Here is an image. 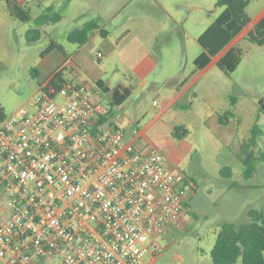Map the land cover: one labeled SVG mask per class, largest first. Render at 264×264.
Masks as SVG:
<instances>
[{
	"label": "rangeland",
	"instance_id": "374dc122",
	"mask_svg": "<svg viewBox=\"0 0 264 264\" xmlns=\"http://www.w3.org/2000/svg\"><path fill=\"white\" fill-rule=\"evenodd\" d=\"M73 1L72 7L81 2ZM99 1L107 6L108 14L115 3H122L120 11L105 26L116 48L104 79L111 87L120 82L129 84L131 94L118 107L109 103V94L101 89L96 100L110 110L112 120L124 130L125 136L139 130L136 149L142 152L157 149L168 165L190 176L195 184L180 222L158 240L154 254L147 253L144 261L146 264H214L210 253L223 222H248L250 208L261 211L264 216V158H257L255 173L244 178L236 155L253 124L258 129L255 149L264 154V114L258 109V101L264 99V45L247 39L237 42L242 58L231 73H224L213 63L218 56L205 69L195 70L193 60L201 51L197 37L223 8L216 6L217 0H162L178 21L155 0ZM4 5L6 9L2 1L0 7ZM49 5L51 12L61 16L73 13V8H65V0H32L28 4L32 18ZM91 10L95 12L90 8L75 21L90 18ZM262 10L264 0L249 1L250 16ZM154 15L158 23L152 27L147 22ZM15 23L11 61L7 68L0 69V109L4 115L21 106L32 108L40 78L34 71L40 70L41 53L50 40L74 45L65 36L73 26L69 18L47 24L45 33L31 43L25 40L17 25L34 26V22L15 19ZM141 26L148 35L145 44L157 57V65L144 83L129 74L120 61V49L127 41L125 36H134ZM98 47L95 45L93 51ZM177 78H186L188 88L176 105V117L170 112L159 115L164 107V95L174 89ZM226 110H231L232 117L217 123V116ZM120 118L122 122L118 121ZM175 124L186 129L180 139L171 135ZM232 264H240V259Z\"/></svg>",
	"mask_w": 264,
	"mask_h": 264
},
{
	"label": "built area",
	"instance_id": "2783aa9c",
	"mask_svg": "<svg viewBox=\"0 0 264 264\" xmlns=\"http://www.w3.org/2000/svg\"><path fill=\"white\" fill-rule=\"evenodd\" d=\"M50 78L0 116V264H146L194 181L106 124L85 83Z\"/></svg>",
	"mask_w": 264,
	"mask_h": 264
},
{
	"label": "trees",
	"instance_id": "16d2710c",
	"mask_svg": "<svg viewBox=\"0 0 264 264\" xmlns=\"http://www.w3.org/2000/svg\"><path fill=\"white\" fill-rule=\"evenodd\" d=\"M2 1L6 4V11L14 19L21 22H34V26H29L25 31V40L29 43L40 38L42 34L39 28L40 25L56 23L62 18L60 14L51 12V5L47 6L39 16L33 19L26 4H21L17 0H0V2ZM249 1L217 0L216 6L223 8L218 16L197 37L201 51L193 60L195 70L205 68L213 58L218 56L213 63L226 74L233 72L241 62L242 50L230 44L243 32L249 42L264 45V12L253 22L254 31L252 26L250 27L251 18L247 13ZM97 29L101 36L108 34L106 29L99 27L96 21L91 20L69 31L66 38L69 42L82 44L88 39L89 34ZM54 48L60 49L61 46L56 41L50 40L41 56ZM65 81L61 70L55 71L50 78L51 84L55 87H60ZM96 84L103 92L111 93L114 105H120L131 94L130 87L122 84H118L113 88L104 85L102 80L97 81ZM258 109L264 114L263 98L258 101ZM231 114V110H226L222 115H218L219 122L223 123L224 119H227ZM3 115L0 109V116ZM185 133L186 129L183 125H175L171 135L180 139ZM257 136V125L253 124L249 136L242 141L236 153L243 167L244 178H249L255 173V160L264 158V154L255 149ZM189 178L192 179L190 176ZM247 214L249 221L246 223L235 224L225 221L220 225L210 253L214 264H232L238 259H240V264H264V216L261 211L255 208L248 209Z\"/></svg>",
	"mask_w": 264,
	"mask_h": 264
},
{
	"label": "crops",
	"instance_id": "0c3cea01",
	"mask_svg": "<svg viewBox=\"0 0 264 264\" xmlns=\"http://www.w3.org/2000/svg\"><path fill=\"white\" fill-rule=\"evenodd\" d=\"M17 1L21 4H26L28 6V4L32 0H17ZM155 1L158 2L163 9L166 10L167 14L174 21H178L176 15L167 8H165L162 0H155ZM73 2H74L73 0H65V8H68V10L73 8L71 9L73 13L68 15V17L67 15H63L61 20L59 21V22L64 21L66 18H69V20H73V24H72L73 26L66 31L65 36L72 29L79 27L83 25L85 22L91 20L96 21L99 27L105 29V26L111 22V19H113V17L122 8V3L117 2L115 3V6L111 11V13L108 14L105 12L107 11V6H104L105 4L100 3V1L98 2V0H81V2H76L77 4L74 5V7H72ZM180 6L182 7V5ZM46 7L47 6H45V8ZM90 8H93L95 10V12L91 10L92 12H90L91 13L90 14L91 16H89L90 18H85L83 21L82 20L75 21V18H77L79 15L86 13ZM0 11H1L0 12V69H4L8 67L11 61V54L14 46L16 23H15V19L11 17L6 11L5 5L0 7ZM262 12H264V10H262L256 16L252 17L249 15L247 11L249 17L251 18V23H253L261 15ZM147 23L153 25L152 27H155V25L158 23L157 17L155 15L149 17ZM251 23H250V27H251ZM29 26L30 25L28 23H25L24 25H17L18 30H20L21 33H23L24 38H25V31ZM46 26L48 25L47 24L40 25L39 28L42 32L45 33ZM111 36L112 35L109 32L106 36H101L97 29L92 31L89 34L88 39L82 44L72 43L68 41L70 44L76 45V47L74 45H64L57 42L61 46V48L60 49L54 48L50 50L47 54L42 56L41 63L39 64L41 71L35 69L34 72L37 75L39 74L40 77L37 82V87L40 83L48 80L52 76V74L57 70L62 71L65 80H70L78 83L81 82L85 83L90 89L91 100L97 105H100L106 111L105 113L106 124L115 125L119 127V125L114 120H112L110 110L107 109L106 107H103L101 105V102L96 100V96H98L99 94V89H101L96 84L97 81L102 80L104 82V85L113 88L104 79V75H106L107 73L108 61L112 57V54L116 48L115 44L113 43V40L111 39ZM147 37L148 35L146 29L141 26L140 29L139 28L137 29L136 34L134 36L131 37H129V35L125 36V38H127V41L123 43L124 45L120 49V61L124 65V68L126 69V71H128L129 74H131L133 77H135L142 83L146 82V78L152 72L154 67L157 65V57L155 56V53L151 48H149L145 44ZM242 39H246L244 32L241 33V35H239L235 39V41H232L230 45L236 46V43ZM95 45H98L99 47L95 51H93V47ZM100 50L102 51L101 52L103 57V58L101 57L102 59L97 58L96 56V53ZM97 60L100 62H97ZM211 63L212 61L208 65H210ZM185 81L186 78L183 79L177 78L174 89L164 95V107L162 108L159 115H162L166 112H170L173 117H176L175 110L178 109L176 105L188 88V84H186ZM119 84L130 87L129 84H126L124 82H120ZM106 94H109V98L111 101L109 103H112L111 93L106 92ZM118 106L119 105H115V107ZM232 115L233 114H231L230 117H232ZM118 121L122 122V119L120 118ZM217 123L221 124V122H219L218 120V116H217ZM175 125H173L172 127H174ZM138 134H139V130L136 129L134 131V135H126L127 141L135 145ZM169 166L173 168L171 165ZM191 196H192V192L189 193V200Z\"/></svg>",
	"mask_w": 264,
	"mask_h": 264
},
{
	"label": "water",
	"instance_id": "95a60500",
	"mask_svg": "<svg viewBox=\"0 0 264 264\" xmlns=\"http://www.w3.org/2000/svg\"><path fill=\"white\" fill-rule=\"evenodd\" d=\"M251 26H252L253 30L255 31V27H254V24L253 23H251Z\"/></svg>",
	"mask_w": 264,
	"mask_h": 264
}]
</instances>
